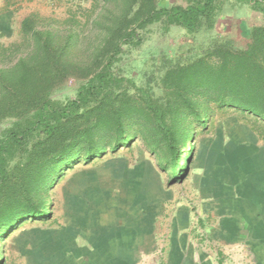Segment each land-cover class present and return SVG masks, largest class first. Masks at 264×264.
Masks as SVG:
<instances>
[{
    "label": "trees",
    "instance_id": "1",
    "mask_svg": "<svg viewBox=\"0 0 264 264\" xmlns=\"http://www.w3.org/2000/svg\"><path fill=\"white\" fill-rule=\"evenodd\" d=\"M123 1L119 23L107 28L109 37L92 63L95 70L69 62L67 40L42 29L36 17L22 21L20 43L0 44V124L12 121L0 133V236L23 220L41 218L50 181L75 160L91 162L140 139L179 180L193 158L192 148L186 150L197 137L195 125L206 124L215 108L264 122V22L243 44L217 38L200 58L170 66L157 85L139 87L113 70L122 44L140 46L153 26L189 34L213 30L224 4ZM237 1L264 19V0ZM75 80L84 82L73 98L53 97Z\"/></svg>",
    "mask_w": 264,
    "mask_h": 264
},
{
    "label": "crops",
    "instance_id": "2",
    "mask_svg": "<svg viewBox=\"0 0 264 264\" xmlns=\"http://www.w3.org/2000/svg\"><path fill=\"white\" fill-rule=\"evenodd\" d=\"M15 20L1 12L0 32L12 36ZM151 169L115 158L70 179L61 225L21 235L24 264H264L263 131L227 119L201 145L198 197L175 210Z\"/></svg>",
    "mask_w": 264,
    "mask_h": 264
},
{
    "label": "rangeland",
    "instance_id": "3",
    "mask_svg": "<svg viewBox=\"0 0 264 264\" xmlns=\"http://www.w3.org/2000/svg\"><path fill=\"white\" fill-rule=\"evenodd\" d=\"M180 2L181 0H161V4L167 7ZM223 4V11L213 30L189 34L182 29L164 32L161 26H153L144 36L145 39L140 46L122 44L119 60L113 68L114 72L133 81L139 87L157 85L154 83L161 82L167 68L200 58L215 39L226 36L234 40L236 45L243 44L248 39L251 29L264 22L261 14L250 10L246 5H241L237 0H223ZM123 6V0L116 3L111 1L109 4H105L102 0H1L0 14L13 10L16 20L13 24L14 34L12 36L0 32V44L20 43L23 36L22 21L27 17H36L42 29L49 30L63 37L65 41L67 40L70 46L67 50L69 62L79 67L95 70L97 66L92 63L109 37L107 28L116 20V24L119 23ZM83 82L81 80L72 81L56 92L53 97L60 101L73 98ZM233 117L249 121L259 131L264 132V122L258 118L236 109L215 108L206 124L197 123L195 125L194 133L197 137L195 140L188 141L186 150L188 152L189 148H192L193 158L187 163L189 170L185 178L179 180L172 179L173 172L169 168L170 165L164 162V165L159 166L156 157L140 139H136L129 146H124L117 153L109 152L104 157L96 158L91 162L73 161L50 181L44 197L46 208L39 214L41 218L23 220L0 236L1 264H24L22 248L17 245L21 240V235L29 230L46 231L60 226L68 194L67 183L73 178L80 180L86 171L100 169L110 159L119 158L129 167H141L145 163H150L151 173L153 172L158 190L174 195L173 210L176 205H181L183 195H189L190 199L197 198L198 190L194 184V176L201 145L207 137L213 136L227 119ZM11 124L10 120L1 123L0 133ZM182 147L185 145L183 144ZM186 151L181 150L183 152L181 159L185 158ZM172 205L165 208L166 212L158 219L157 225L166 226L168 224Z\"/></svg>",
    "mask_w": 264,
    "mask_h": 264
}]
</instances>
